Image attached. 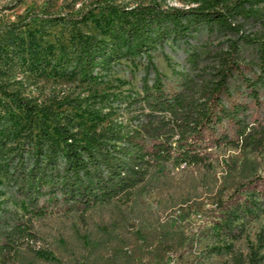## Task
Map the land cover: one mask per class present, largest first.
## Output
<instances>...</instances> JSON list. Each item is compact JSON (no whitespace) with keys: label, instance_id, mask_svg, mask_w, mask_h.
Masks as SVG:
<instances>
[{"label":"trees","instance_id":"16d2710c","mask_svg":"<svg viewBox=\"0 0 264 264\" xmlns=\"http://www.w3.org/2000/svg\"><path fill=\"white\" fill-rule=\"evenodd\" d=\"M187 1L185 6L156 0L115 4L116 21L101 36L76 29L86 11L26 15L5 25L20 28L36 16L73 27L69 49L30 52L28 70L49 67L92 83L118 58L145 63L136 90L94 94L96 107L89 96L69 99L90 118L105 120L96 129L0 82V195L14 203L9 208L0 199V264H18L24 252L47 257L34 245V217L126 203L150 169L201 165L212 147L256 149L264 141V5H254L264 0ZM217 37L224 39L213 43ZM164 41L183 44L178 56L186 72L171 70L165 78L156 70L150 51ZM221 42L225 50L217 48ZM245 56L249 60L242 63ZM205 59L214 63L212 78L199 82L190 72ZM118 107L126 112L120 119L114 113ZM250 179L234 190L247 188ZM232 211L216 224L225 237L236 239L240 231ZM248 260L256 264L254 254ZM132 264L150 263L134 259Z\"/></svg>","mask_w":264,"mask_h":264},{"label":"rangeland","instance_id":"374dc122","mask_svg":"<svg viewBox=\"0 0 264 264\" xmlns=\"http://www.w3.org/2000/svg\"><path fill=\"white\" fill-rule=\"evenodd\" d=\"M146 1L0 0V82L7 90L32 101L51 103L75 114L86 126H102L104 119L90 118L69 99L89 96L88 101L96 107L94 94L136 90L145 61L118 58L92 83L68 73H55L49 67L28 70L30 52L55 50L58 46L69 49L73 27L60 21L45 23L36 16H30L20 28L7 29L5 25L26 15L86 11L76 29L101 36L116 21L115 4L127 7ZM156 1L188 4L187 0ZM254 5L260 7L264 2ZM223 39L217 37L213 43ZM182 46L177 41H164L160 49L150 51V59L163 77L170 78L171 70L186 72L178 56ZM217 48L225 50V42ZM248 60L245 56L240 61ZM213 67L214 63L205 59L190 74L199 82L211 79ZM107 109L102 107L101 111ZM114 113L120 119L126 112L118 107ZM249 178L247 188L234 190L235 185ZM0 199H5L6 207H14L6 193ZM227 209L233 210L232 223L239 227L236 239L225 237L217 228ZM32 230L36 235L34 245L47 251V257L24 252L18 264H132L134 259L150 264L156 260H164V264H250L251 253L256 264H264V141L256 149L212 147L201 165L150 169L144 180L131 189L126 203L111 201L82 214L57 212L34 217Z\"/></svg>","mask_w":264,"mask_h":264}]
</instances>
